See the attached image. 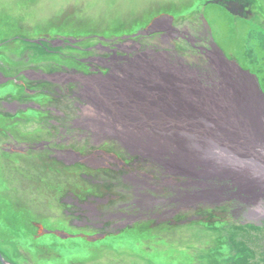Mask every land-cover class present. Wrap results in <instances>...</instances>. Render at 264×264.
<instances>
[{
  "label": "rangeland",
  "instance_id": "obj_1",
  "mask_svg": "<svg viewBox=\"0 0 264 264\" xmlns=\"http://www.w3.org/2000/svg\"><path fill=\"white\" fill-rule=\"evenodd\" d=\"M201 1L202 0H10L0 5V15L2 13L5 15L4 21L0 22V33L4 32L8 35L14 33L16 29H20L23 30V33L35 37L39 34L49 32H76L75 35L83 36L84 34L86 36H91L95 33H104L106 36H113L118 35L119 33H130L139 30L142 25L150 21L149 18H151L154 13H170L175 17H177V14H180L181 17H177L174 23L177 24L178 27L188 28L187 26L190 25V21L197 23L200 22V19L203 21L202 17L197 18L200 15L199 11L203 10V13L205 12V19H207V21L209 19V22L212 23L214 20L209 16L208 12H211L212 8L220 10V7L212 2L205 5L206 10H204L203 6L194 7L195 4H199ZM254 9L255 10L251 16L254 24L253 34L256 36L255 40H252L253 42L251 43L257 48V50H259L260 46L258 45V41L261 36L262 26L260 22L264 23V0H256ZM253 24H251V27ZM257 24L260 26H257ZM19 25H21L22 28H19ZM196 35L198 37H203L198 43V46H200L201 49L200 52L199 49L191 46V40L186 38V33L184 32L183 35L181 34L179 38H177L176 43H178L179 46L175 48L179 55L186 58L187 62L189 61L194 64L199 61H197L192 53H199L200 56L203 55L207 58L205 49L209 52V49L206 47L211 46L206 41V35L204 33L196 32ZM98 40L97 37L95 39L90 38L88 42L96 44L98 43ZM5 45L11 47L10 51H12V47L15 48L21 46L17 40ZM102 45H108V42L103 41ZM26 48L29 52L34 54L37 53L36 49H31L28 45H26ZM97 49L100 48L89 47V49L77 51L76 53L70 54V56H62L61 58H58L60 61L43 64V69L40 70L47 71V73L50 74H57L54 79H51V81L41 78L39 79L38 83L44 84L41 85L47 86L51 91L47 94H40L39 92L41 90H38L32 92L34 93L33 96H31V93H29V95H21L20 97L22 99L20 100L23 105L30 101V105L26 104V106L23 107V111L26 113V110H29L28 113L35 112L39 117H42V119L45 118L42 124L47 125L51 131V128L48 125L51 124L49 122V117L51 116L53 118L54 116L57 119V116H60L57 112L59 109H56L57 111L53 108L40 109V106L47 107L51 105L52 102L59 104L62 101L63 103L67 94H71L68 90L62 91L59 89L60 91L58 92L55 88H58L63 84L66 87L77 86L75 79H61L58 74L75 71L81 72V74L95 72L92 66L88 65L87 62L91 61L89 58L94 56V52ZM103 53H105V56L108 55L104 50ZM117 53L124 55L123 51ZM26 56L28 58L26 64H28V62H38V60L32 59V56H29L27 52ZM169 57L172 56L169 55ZM210 59L212 60L213 57H210ZM91 62L94 63L93 61ZM22 64L20 63V66ZM94 65L99 67L100 63H94ZM221 66H215L214 71L218 70ZM99 68L102 71L106 69L102 65ZM237 68H239L238 65L235 68L229 64V67L226 69L228 72L225 77L218 74L219 81L224 83L237 82L234 85L236 88L240 87V83L247 86L250 85L252 88L253 86L249 79L252 75L246 73V75L249 76L247 78L242 71ZM204 75H206V77L202 84L206 87L210 85L209 80L212 78L211 69H207ZM242 77L244 80L241 79ZM163 79L156 85L163 90L169 89L175 93L176 91H179L174 89L175 85H171L168 81H163ZM58 82L62 83V85H59ZM9 83L10 82H5V84ZM32 88L33 86L29 85V90ZM256 89L257 88H255V90ZM7 91L9 92V90ZM257 92L260 93V89H257ZM18 93H23V91L12 85V90L7 94L10 98L8 97L6 102H15L16 99H13L12 97L19 96ZM11 94H13L12 97ZM176 94L179 100L184 98V100L181 101V111L183 113L192 115L195 113L194 111L196 108H199V104L193 102L192 99H188L183 91H179ZM191 94H193L192 90L190 91V95ZM247 96L248 95H245L246 98ZM251 98H254V96ZM165 99L167 105H174L176 103L171 96H168ZM83 102L84 101H82V103ZM70 104L71 99L69 97L66 106L67 111H62V113H65L63 117L64 120L76 118L73 112H75L79 106L75 103V106L70 107ZM22 114L23 113H21V115ZM23 116L25 124L21 130L22 132H20L15 127L11 129L9 128L13 126V124L7 123V118H10L11 121L13 120V112L11 110L7 111L6 114L0 113V208L3 209V215L0 213V249L2 258L7 264H15L8 262L12 256H15L18 264H70L72 261L104 263L107 259H113L120 264H127V261L133 259L143 261L147 259L151 262L153 261L154 264H223V257L220 259L217 255L219 250L218 246L221 245V242L225 247L226 245L231 246L230 244L233 239L237 238V236L242 237L244 235L242 231L246 225H243V223L246 224V222L254 221L259 222L264 219L255 216L254 218H247L248 220H241V218L236 215L237 212L234 205L237 203L238 199L235 198V196L230 197L231 202L225 200L223 204H219L220 201L224 200L223 198H226L227 196L224 192L225 194H220L222 199L212 200L213 202H216V204L209 208L208 206L205 207V205H202L201 207L203 210H197L200 217L194 215L187 217L188 215L182 214L183 218L181 222L179 223L178 221L173 225V230L171 231H169L166 224L163 223L162 225L150 224L145 226H139V223L130 224L131 226L128 228L126 227L127 229L121 228L124 230L120 229V232H110L104 237L98 236L96 238L97 240H94L93 242L83 236L59 238L50 236V234L43 235V232H39V227L37 226V230H34L35 227H33L31 223L34 221L40 222L45 229L53 227L72 229L68 227L66 223L69 221L70 217H64L65 214L63 212L65 207H67V209L72 208L71 204H62L60 201L65 190L70 189L77 194H84L98 190L101 186L102 180L109 181L108 184L103 186L105 192L114 193L118 192L117 189H123L122 186L119 185L120 182H115L116 179L119 178L120 172H117L119 170H116L109 175L99 173L101 181L94 179H92L93 181H89L92 178L88 176L90 175V172H96L92 169L101 166V163H97L96 160H92L94 164H91L89 169H87L88 171H85L82 169L80 163L73 165L74 162H72L67 163L64 166L61 160H59L60 163L48 160L46 157L48 155L47 149L31 150L29 153H26L20 149V145L15 144L14 146H11L12 148L8 147L11 152H5L6 150H3L2 147L5 142L11 140L7 137V132H11L18 139H20V136H24L25 139H39L45 135L44 129L42 131L39 129L35 130L42 125L39 124V121L32 122L35 115L23 114ZM16 117L15 121L19 122V115ZM205 117L210 118L209 121H214L213 118L207 115H205ZM204 120L208 123V120ZM169 121H174V119L169 118ZM5 124H8L9 126H6L7 128L5 130H2V127ZM207 126H210V124ZM192 128L193 126L191 129ZM86 131H88V134L94 133L92 130ZM4 133H6V135ZM160 133H162L160 137L163 139L164 137L168 138L170 134V132L167 131ZM238 135H241V131ZM147 136H149L150 139V136L152 135L149 134ZM116 137L118 136L108 134L100 146L107 144L108 146L109 144H122V139H115ZM225 137L229 138L227 135H225ZM79 138L82 139L84 137L81 136ZM85 138V140L93 138L94 141H101V139L95 138L91 135H88ZM188 140L189 139H187V142ZM193 140L196 139L193 137L190 142ZM254 143L255 142L252 140L249 147ZM137 144H129V155L121 156L124 162L126 164H136V162L139 161L143 166L144 164H151L149 166L152 167V172L155 170L157 173L156 175L161 176L167 181L170 177L165 166H169L171 163L170 161L166 164L162 163L163 156L161 155V152L164 150L163 147L158 145L157 149H155L151 145H148L147 149L144 151L141 146H139L141 145L140 142ZM163 146L164 148L168 147V145L165 144H163ZM112 147L114 148L113 152L115 156L120 158L119 156L122 154L120 153L121 150L115 148L114 145H112ZM90 150L91 149H89V151ZM48 153L50 154V151H48ZM144 156L146 159H144ZM164 158H166V155ZM83 171L88 174L86 178L81 176ZM121 184L123 183L121 182ZM188 185H190V182L187 181L183 187L185 188ZM170 186L171 185L168 187ZM215 192L218 193L220 191L219 189H216ZM180 196L181 197L178 199L180 201L179 204L181 205L186 201L188 203L187 210L189 211L191 209L189 207V201H187L189 197L187 194ZM241 202H243V200ZM241 202H239V204H242ZM193 207H196V205ZM146 213H148V211H146ZM8 218L9 220L14 221L13 228L6 225L9 221ZM247 225L250 227L252 226L251 224ZM134 227L137 229L135 230ZM23 228L30 230L29 235H24L23 232L19 231ZM77 228L79 230L81 229L80 227ZM77 228L74 229L77 230ZM34 231L37 234V237L33 236ZM252 232H256L254 234L256 235L254 238V244H256L258 251L264 255V228H257ZM170 233L172 235H169ZM95 234L99 235L97 232ZM247 244H249V246L254 245L249 239ZM152 250H158L159 253H151ZM180 250L186 257V259L183 258L184 262L179 257L178 252H180ZM237 250L236 254L231 253V256H234L235 258V263L233 264H239L238 259L242 260L244 264L252 263L249 261V256L247 259L245 256H239L245 254L244 248L240 247ZM231 259L232 257L229 260L230 263Z\"/></svg>",
  "mask_w": 264,
  "mask_h": 264
},
{
  "label": "flooded vegetation",
  "instance_id": "obj_2",
  "mask_svg": "<svg viewBox=\"0 0 264 264\" xmlns=\"http://www.w3.org/2000/svg\"><path fill=\"white\" fill-rule=\"evenodd\" d=\"M4 16V13L0 15V22L4 21ZM18 27L22 28L21 25H19ZM19 31L20 29H16L14 34L10 33L8 35L4 32L0 33V80H7L8 76L14 77L11 80L5 81L10 82L9 84L2 83V85H0V98H2V101H4V103L9 97L7 96V94H9V92L12 90V85L16 86V88L18 87V89H21L23 91L24 94L18 93L22 96H24L25 94L29 95V93H31V96H33L34 93L32 92L38 90H41L39 92L40 94H47L49 91H51L47 86H42L44 84L38 83L39 79L37 77L39 73L42 72L40 69L43 68L41 65L34 67L35 73L33 75L35 77L29 73H26L27 77H31V80H28L25 75L21 74L23 69L25 71L27 70L28 64H26V61L28 58L26 56V50L25 45L23 44L22 35H20L19 38L17 37ZM15 40H17L21 44V46L15 48L12 47V51H10L11 47L6 46L5 44L9 42L13 43L15 42ZM110 42L111 44L108 46H101L100 44H96L95 46H98L100 49H97L94 52V56L89 58L96 64L100 63L99 67H101V65L105 66L103 64L106 62V60H104L105 58L111 56L117 58V51L119 50L121 43L113 41ZM103 50L108 53L107 56H105ZM91 61L87 62V64L91 65L92 68L97 72L100 68L96 67ZM20 63H24L21 65L24 68L20 66ZM29 85L33 86L31 90H29ZM7 89H10V91L7 92ZM65 89L70 92L74 91L69 86H65ZM69 97L70 94H67V96L64 98L63 103L62 101L59 104L52 102V104L47 107L40 106V109H59V111L56 110L60 115L57 116V119L54 116L53 118L51 116L49 117V122L51 124L48 125L51 128V131L49 130L47 125L42 124L45 118L42 119V117H39L35 112L28 113L29 110H26L25 113L23 111L24 108L21 106L22 103L20 102V100L16 103L7 104V108L9 110H12L14 107H17V109L18 107H22L21 113L23 112V114L35 115L32 122L39 121V124H42L35 130L39 129L40 131H42L44 129L45 135L39 139H25L24 136H20V139H18L11 132H7V137L11 140L5 142L2 147V149L6 150L5 152L7 153L11 152L8 147L14 146L15 144L20 145V149L26 153H29V151L31 150L47 149L48 151H50V154L47 151L48 155L46 157L48 158V160L58 163H60L59 160H61L64 166L67 163L72 162H74L73 165L80 163L82 169L85 171H88L87 169H89V166L91 164H94L92 160H96L97 163H101V166H99L98 168L94 167L92 169L96 171L95 173L90 172V175H88L84 171L81 173V176L85 178L87 177V175L89 177H92L89 181H93L92 179L101 181L99 173L109 175L110 173L119 170L117 172H120V175L115 182H120L119 185L122 186L123 190L117 189L118 192H115L114 194L105 192L103 186L109 183V181L107 180L101 181V186L98 190H94L84 194H77L70 189L64 191L60 201L62 204L70 203L72 207L68 209L67 207H65L63 209V212L65 214L64 217H70L69 221L66 222L68 227L91 229L92 232H81H97L101 237H104L105 235H107V233H116L120 232L121 230L127 229L131 226L130 224L140 223L139 226H145L150 224L162 225L163 223L166 224L167 228L169 229L170 226L175 225L178 221L179 223L181 222L183 218L182 214L188 215L187 217L191 215L200 217V215L197 213V209L195 211L182 209L184 206L183 204H179L180 201L177 198V189H175L173 185L168 187L169 185L165 184L163 178L156 175L157 173L155 171V175L146 174L145 167H143V165L137 159L136 160L138 162H136V164H126L121 156L129 155V150L127 148L123 149L122 145L120 144H109V146L107 144L100 146V144L106 137H103L100 142L94 141L93 138H89V141L85 140V137L88 135L94 136L95 138L96 135L92 127L81 124V114L79 111L77 112L78 108L75 112H73L76 118L69 120L63 119L65 113H62V111H67L66 106ZM29 102H27L26 104H30ZM80 103L82 104V101L79 102V104ZM73 106L74 103L70 104V107ZM22 122H24L23 119ZM7 123L13 124V126L9 127L10 129L15 127L18 131L22 132L19 126L15 124L14 119L11 121L10 118H7ZM8 124L3 125L2 130H5L9 126ZM86 130H92L94 133L88 134V131ZM4 134L6 135V133ZM81 136H83L84 138H79ZM112 145H114L115 148H119L121 150L120 153L122 154L119 156L120 158H117L115 156L113 152L114 148L112 147ZM89 149L91 150L89 151ZM103 157L106 158L104 161L102 160ZM121 182L124 185L121 184ZM146 211H148V213H146ZM33 227H35L34 230H37L36 226L33 225ZM51 229L56 230L54 228ZM134 229L136 230L137 228L134 227ZM71 232L76 234L81 233L80 231ZM50 236L57 235L51 232Z\"/></svg>",
  "mask_w": 264,
  "mask_h": 264
},
{
  "label": "water",
  "instance_id": "obj_3",
  "mask_svg": "<svg viewBox=\"0 0 264 264\" xmlns=\"http://www.w3.org/2000/svg\"><path fill=\"white\" fill-rule=\"evenodd\" d=\"M219 2L223 1L226 3V7L228 10H230L232 13H241L242 6L240 5L239 1L237 0H217ZM154 29L151 27V25H148L145 27L144 32H152ZM214 50L210 51V54L213 56H216V58L212 59V62L214 64L217 63V66H221L218 68V71L222 75L224 71L229 67V64L231 60L227 59L225 56L221 54V50L217 48L215 45H213ZM144 53H148L145 51ZM135 54L132 59L126 63H124V67L120 69L116 73H109L108 75L98 78L99 81H102L104 86L109 88L114 94L120 95L122 92V85L124 84V77H132L135 76L130 72V66L134 64L135 60L137 58L142 59L145 58L149 63L152 61H155L156 58L151 57L148 54ZM164 52L162 51H154L151 52V54H162ZM163 55V54H162ZM166 57V55L164 54ZM138 60V59H137ZM218 60V61H217ZM230 61V62H229ZM169 64L165 65L164 67H170L175 66L176 63L171 62L167 59ZM229 63V64H228ZM231 64L236 68L237 64H234L231 62ZM177 68V67H176ZM150 68H144L141 73L138 72V77L135 79L141 78L146 74L147 72L151 71ZM159 74L161 72V67H158L155 65V68ZM240 69V68H237ZM124 70V71H123ZM121 71H123L121 73ZM187 73L191 74V76H187L185 78V84L187 85L189 91H184L185 96H187L188 99H192L193 102L199 104V108L194 111L197 114L200 113L201 107L207 106L205 109L211 108L209 107L212 99L211 94H214L211 92L208 87H205L203 84L200 83L198 76L196 73L190 69L186 71ZM163 76V74H162ZM245 77H249L244 74ZM96 79V78H95ZM133 79V78H132ZM161 78L160 80H162ZM244 80V78H241ZM250 82L252 83L251 86H247L244 84V87H235L234 85L237 82H231L232 85H230V90L223 92L220 91L218 88L215 90L219 91L220 93L227 94L225 97L220 96L219 94H216L217 97L220 98L221 104L226 105V103L233 101L234 103L237 102V107L233 110H229L227 112V119H220L217 121L215 118L212 117L211 113H209L207 116L213 118L214 121L212 122H205L198 120L199 124H192L190 127L196 128V134H193V137L198 136V138H204L205 136L211 138V141H209V138L205 139L203 142H198L196 146L198 148H194V153L199 154L200 156L194 157V168L199 169L200 172L203 174V179H212L214 181V184H217V188L210 189V196H213V199H217L216 196H219L220 194L227 195L226 198H230L232 196H245L247 198L248 203H253L254 201L264 200V93L260 90V93L257 92V83L252 78L249 77ZM163 79V81H165ZM241 80V81H242ZM160 82V81H158ZM244 82V81H243ZM234 83V84H233ZM203 86V87H202ZM91 90L96 94L95 96L98 98L102 97L101 89L97 88L95 85L90 86ZM240 88V89H239ZM255 88H257L255 90ZM135 88H130V93H133L136 91ZM244 89V90H242ZM193 91V94L190 95V91ZM196 94V95H195ZM259 94V95H257ZM245 95H248L247 98ZM205 96V97H203ZM254 98H251L253 97ZM256 97V99H255ZM258 97V98H257ZM249 98V100H248ZM184 100V98H182ZM236 100V101H235ZM141 100L138 98H133V101H131V105L135 107V111L137 112L132 117V121L137 122L139 118L142 116V118H146V116L151 115L153 120H159L161 123L163 121L169 122H183L181 117L176 118L172 114L169 115H159L157 112V108L155 103L150 104L147 101L143 102L141 105H138ZM189 101V100H188ZM207 101V102H206ZM192 103V102H191ZM115 107H118L117 105ZM219 111H215L213 116L217 115ZM170 113V112H169ZM204 113V111H203ZM202 113V114H203ZM190 116H195V115ZM205 117V113H204ZM169 118H173L174 121H169ZM188 117L186 119H189ZM206 119V118H205ZM221 123L224 128L219 127L218 125H215V123ZM210 126H207L209 125ZM199 125H203L204 128L200 127ZM233 126V127H230ZM232 131H231V129ZM209 130V132H208ZM213 131V132H211ZM241 131V135H238V133ZM111 132L115 135H117L122 140H125L128 142V138L122 137L121 135L117 134L115 131L111 130ZM162 132V131H160ZM166 132V131H164ZM162 134V133H159ZM169 134V133H168ZM204 135V136H203ZM225 135H227L229 138H226ZM223 136V137H222ZM126 138V139H124ZM131 138V137H129ZM224 138V139H223ZM192 140V137L188 140L187 143H189ZM254 141L255 143L249 147L251 144V141ZM194 140L190 142L189 144H193ZM141 146L142 150L145 151L144 144L139 145ZM175 146L172 144V149ZM219 148L221 152L225 153L226 156H223L221 158H217L214 160H203L202 157H205L206 153H204L205 150L212 151V149ZM228 148V149H225ZM162 156L165 155L170 156L169 147L164 148L163 146ZM180 149V148H179ZM227 161H231L232 163H237L238 165H242L241 168L236 169L233 167L232 164H228ZM166 169L169 171V173H178V174H188L193 175V169H189L188 166L182 165V166H165ZM198 174V173H197ZM196 176V175H195ZM198 176V175H197ZM196 176V177H197ZM198 185H200L199 189H204L208 187V182H197ZM216 189H219L221 192H215ZM214 190V191H213ZM233 192H231V191ZM213 191V192H212ZM225 192V193H224ZM230 194H229V193ZM217 193V194H215ZM219 200V199H218ZM221 202V201H220ZM210 204L216 203L212 200L209 201ZM257 211V210H256ZM1 259V256H0ZM4 264H7L3 262Z\"/></svg>",
  "mask_w": 264,
  "mask_h": 264
},
{
  "label": "bare ground",
  "instance_id": "obj_4",
  "mask_svg": "<svg viewBox=\"0 0 264 264\" xmlns=\"http://www.w3.org/2000/svg\"><path fill=\"white\" fill-rule=\"evenodd\" d=\"M10 0H0V5L2 3H6ZM13 1V0H12ZM161 25L163 27H166L168 32H171V29L166 25V23L162 20ZM163 54V53H162ZM148 54L153 58H156L155 61H152L149 63L145 58L139 59L137 58L130 66V72L135 76H125L123 81L124 84L122 85V92L120 95L114 94L109 88L104 86L102 81L96 80L95 78L83 76L81 74H78L79 77L87 81L88 83L80 84L78 87L79 94L81 98L85 101V103L82 106V111L86 113L87 118L83 122H93L96 123L95 126H93L94 129L97 131L100 130H107V133H111V130L115 131L117 134L121 135L122 137L129 138V144H137L140 142V144H144L145 149H147L148 145H151L155 149H157L158 145L163 147V144L168 145L170 148V156L166 155V158H162V163L166 164L170 161L171 164L169 166H188L189 169L194 168V157L200 156L197 153H194V148H198L196 146L197 141L203 142L205 139L209 138V141H211L210 136H205L204 138H198V136H195L193 144L187 143V139H190L193 134H196V128L193 127L191 129L190 125L192 124H199L198 120L203 121L206 118V121H209L210 118L204 117L205 115H208L211 113L212 117L215 118L217 121L220 119H227V112L229 110H233L237 107V103H234L233 101L228 102L226 105L221 104L220 98L217 97L216 94H219L220 96L225 97L227 94L220 93L219 91L215 90L218 88L220 91L226 92L230 90L231 82H220L219 81V75L213 73L212 78L209 80L210 85L206 86L211 92L214 94H211L210 99L211 103L209 105V109L206 111L207 106L201 107L200 113L194 114L195 116H190L187 113H183L181 111L182 103L181 100L176 96L179 91H189L187 85L185 84V78L187 76H191V74L187 73L185 70H188L190 68L194 69L193 67H189L188 65H184L183 63H180V67L176 68L175 66H170L165 68L164 66L169 64L167 61L172 59L165 57L164 54ZM114 56L105 58L104 60L107 61V65H110L109 70L113 73L118 72L120 69L124 67V64L122 62L114 63L112 60H114ZM239 64V60L237 59ZM234 64H236L234 61H231ZM155 65L158 67H161V72H158L155 68ZM150 68L149 72L144 74L143 77L135 79L138 77V72L141 73L143 69ZM124 71V70H123ZM121 71V73L123 72ZM109 72V71H108ZM228 71L225 70V72L221 75L225 77ZM163 74V76H162ZM71 77V76H68ZM133 78V79H132ZM161 78H166L165 82H169L171 85H175L176 91L172 92L171 90H163L156 84L158 81H160ZM76 79V78H75ZM205 81V80H204ZM95 85L97 88L101 89V98H97L95 93L91 90L90 86ZM135 88L136 91L133 93H130V88ZM240 87H244V84L240 83ZM134 89V90H135ZM196 95V94H195ZM171 96L173 97L174 101L176 102L174 105H167V102H165V98ZM205 97V96H203ZM89 98V99H88ZM133 98H138L141 101L138 105H141L143 102L147 101L150 104L155 103L157 112L159 115H169L172 114L174 117H178L182 119L183 122H169L163 121L161 123L159 120H153L151 115L146 116V118H142V116L137 120V122L132 121V117L137 112L135 111L136 106H132L130 103L133 101ZM258 98V97H257ZM118 107H115V106ZM137 108V107H136ZM221 111L213 116L215 111ZM204 111V113H203ZM170 112V113H169ZM203 113V114H202ZM188 117L189 119H186ZM156 122V123H154ZM224 128L221 123H215L216 126ZM200 127L204 128L203 125H199ZM233 127V126H230ZM231 129V128H230ZM160 131L164 132H170L168 138L164 137L161 138L159 134ZM232 131V129H231ZM151 134L149 139V135ZM138 137V138H137ZM124 138V139H126ZM161 144V145H160ZM172 144L175 146L172 149ZM138 145V144H137ZM180 148V149H179ZM204 153H206L205 157H202L203 160H214L217 158H221L223 156H226L225 153L221 152L219 148L212 149V151L205 150ZM162 154V152H161ZM201 157V156H200ZM170 158V160H169ZM106 158L103 157V161ZM228 164H232L234 168L239 169L241 168V164L238 165L237 163H232L231 161H227ZM194 174L191 176H186V180L188 182H208V187L204 189L194 188V187H186L183 190H180L181 194H187L189 196V199L192 200L191 209L192 211L196 210V207L199 204H207L211 200H213V196H210V189L217 188V184H214V181L212 179H203V174L200 172L199 169H193ZM198 173V174H197ZM197 177H196V176ZM231 191V190H230ZM232 192V191H231ZM230 192V193H231ZM229 193V192H228ZM229 193V194H230ZM233 193V192H232ZM217 199H222L221 196H216ZM194 199V200H193ZM241 199H246L245 197H241ZM196 200V201H195ZM196 205V207H193ZM239 208V206H237ZM199 208H197L198 210ZM257 211L264 212V209L260 206L256 207ZM241 212V211H240ZM159 253L158 250H152L151 253ZM180 258L186 259V257L182 254V251L178 252Z\"/></svg>",
  "mask_w": 264,
  "mask_h": 264
},
{
  "label": "trees",
  "instance_id": "obj_5",
  "mask_svg": "<svg viewBox=\"0 0 264 264\" xmlns=\"http://www.w3.org/2000/svg\"><path fill=\"white\" fill-rule=\"evenodd\" d=\"M216 15L212 18L214 21L210 24V28L212 29L213 36L215 40L217 41L218 45L225 51V54L228 57H232L234 59H238L241 65L245 68H249L252 70L258 77V81H260V86L262 90L264 91V53L259 48L255 50H252L250 47L249 49H246L245 44L246 40L248 38V32L246 27L248 25L247 21H244L243 19H240L237 16L230 15L229 13H225L223 9L220 8V10H216ZM217 31V32H216ZM246 33V35H245ZM247 45V44H246ZM203 210L202 208H199ZM1 216V214H0ZM11 225L14 226L13 220H11ZM260 229L257 226H245L243 228L242 233L244 235L242 237H238L233 239L232 243L229 245H221L218 246V257H223L224 263L233 264L235 263L234 256H231V253L236 254L238 251L237 249L242 247L245 250L244 255L239 256H245L246 259L249 256V261H251L253 264H264V255L261 254L256 244H254V235L255 233L252 232L255 229ZM173 230L172 226L169 227V231ZM169 235H172L171 233ZM251 240L253 242V246H249L247 244V241ZM231 263H230V258ZM238 259V258H237ZM239 264H244L242 260L238 259ZM248 262V260H247ZM127 264H154V262L150 260H129L126 262ZM223 263V264H224ZM252 263H246V264H252ZM70 264H120L118 261H115L113 259H107L104 263L102 262H94V263H88V262H74L72 261ZM124 264V263H123Z\"/></svg>",
  "mask_w": 264,
  "mask_h": 264
},
{
  "label": "clouds",
  "instance_id": "obj_6",
  "mask_svg": "<svg viewBox=\"0 0 264 264\" xmlns=\"http://www.w3.org/2000/svg\"><path fill=\"white\" fill-rule=\"evenodd\" d=\"M201 63H203V61H201ZM201 63H200V64H201ZM200 67H201V66H200Z\"/></svg>",
  "mask_w": 264,
  "mask_h": 264
}]
</instances>
